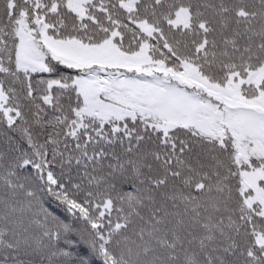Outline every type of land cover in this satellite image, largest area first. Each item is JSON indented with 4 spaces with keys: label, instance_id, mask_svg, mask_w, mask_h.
I'll use <instances>...</instances> for the list:
<instances>
[{
    "label": "snow or ice",
    "instance_id": "obj_1",
    "mask_svg": "<svg viewBox=\"0 0 264 264\" xmlns=\"http://www.w3.org/2000/svg\"><path fill=\"white\" fill-rule=\"evenodd\" d=\"M0 264H264V0H0Z\"/></svg>",
    "mask_w": 264,
    "mask_h": 264
}]
</instances>
